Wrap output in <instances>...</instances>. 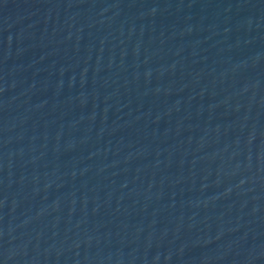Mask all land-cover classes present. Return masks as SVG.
Returning a JSON list of instances; mask_svg holds the SVG:
<instances>
[{
	"label": "water",
	"instance_id": "1",
	"mask_svg": "<svg viewBox=\"0 0 264 264\" xmlns=\"http://www.w3.org/2000/svg\"><path fill=\"white\" fill-rule=\"evenodd\" d=\"M0 264H264V0H0Z\"/></svg>",
	"mask_w": 264,
	"mask_h": 264
}]
</instances>
